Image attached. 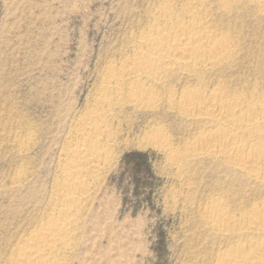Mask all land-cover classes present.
<instances>
[{
    "label": "rangeland",
    "instance_id": "374dc122",
    "mask_svg": "<svg viewBox=\"0 0 264 264\" xmlns=\"http://www.w3.org/2000/svg\"><path fill=\"white\" fill-rule=\"evenodd\" d=\"M190 1L0 0V264L60 209L51 199L91 112L106 115L98 133L109 152L98 166H81L91 186L67 264H214L244 244L235 230L223 238L205 226L206 209L219 202L236 219L263 210L264 182L192 152L205 130L167 99L187 89L227 103L264 97V11L248 1L227 13L214 0L200 3L204 25L233 45L223 65L169 75L152 110L129 102L128 80L120 95L98 103L107 67L130 60L134 39L164 7L183 15ZM244 136L238 147L247 150Z\"/></svg>",
    "mask_w": 264,
    "mask_h": 264
},
{
    "label": "bare ground",
    "instance_id": "6f19581e",
    "mask_svg": "<svg viewBox=\"0 0 264 264\" xmlns=\"http://www.w3.org/2000/svg\"><path fill=\"white\" fill-rule=\"evenodd\" d=\"M194 1L187 4L186 10L183 9L185 11L183 15L177 14L167 7H161L162 11L160 10L161 12L156 17L154 16L153 22L145 26L144 36L134 39L138 50L130 60L120 66L111 64L107 67L105 85L98 102L99 105H102L103 101L106 102V98L110 96L113 98L114 94L120 95L123 87H127L125 80H128L130 87L126 94L129 97V102L136 108L152 110L159 106H156L155 88L164 84L169 75L181 72V74L186 73L190 76L189 73H193L199 68H209L210 66L216 68L223 65L227 57L234 54L233 45L226 43L225 39H222L225 41H217V38L215 39L216 32L202 22L200 17L202 13H205L198 6L202 2L205 3L206 0ZM209 1L207 0V2ZM214 1L217 3V8H222L225 12L234 9L233 6L241 1L246 3L248 1L250 5L264 11V0ZM207 16L209 17V15ZM208 24L210 25V23ZM235 53L237 54V52ZM231 60L230 58L229 61ZM205 93L200 89H187L180 97L169 96L167 99L169 106L178 108L185 120L198 122L205 130L202 136L194 138L195 141L190 146L192 152L199 156L208 154L217 159L228 160L249 179L264 182V97H261L260 104H255L253 103L255 98V100L253 98L247 100L236 95L234 100L232 99L234 97L231 98V103H227L228 99L224 100L216 95L213 98H205ZM220 93L218 92V94ZM108 111L105 112L110 114ZM104 116L105 119L106 115ZM85 119L84 122L81 121L82 124L78 125L79 127L76 126V142L68 147L65 160L71 165L61 171L58 188L51 199L60 209L46 222L40 224V228L32 230L33 232L27 236L24 243L12 247L6 264H67L70 259L69 255L73 251L74 241L79 230V212L86 202L91 186V182L87 180L88 176L85 178L86 172L81 166L87 162L96 163L104 158L106 160L109 152L103 148V140L98 133L99 128L105 122L103 117L99 115V112L98 114L91 112ZM103 120L104 122H102ZM158 134L160 132H152L154 137H157ZM243 135L247 136V140H244L247 141L248 148L252 145H256L257 148L239 149L238 146L240 141L242 142ZM18 178L14 181L15 183ZM21 178L20 182L24 179L21 181ZM210 203L206 209L205 226L223 238L235 230L233 233L236 232V238L242 239L244 242L242 244L239 241L236 247L225 251L214 264H264V209L252 211L247 213L244 218L237 217L238 219H236L229 216L219 202ZM252 241H257V243L253 244ZM247 243H249L248 246Z\"/></svg>",
    "mask_w": 264,
    "mask_h": 264
}]
</instances>
